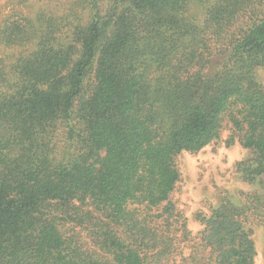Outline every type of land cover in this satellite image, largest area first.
I'll list each match as a JSON object with an SVG mask.
<instances>
[{
	"label": "trees",
	"instance_id": "1",
	"mask_svg": "<svg viewBox=\"0 0 264 264\" xmlns=\"http://www.w3.org/2000/svg\"><path fill=\"white\" fill-rule=\"evenodd\" d=\"M194 2L201 21L189 16ZM72 4L62 17L14 12L0 27V47L23 48L9 69L0 59V264H176L183 242L194 255L182 264H254L248 221L264 223L262 194L212 209L198 240L178 225L171 194L176 157L219 140L226 124L228 144L253 153L238 169L264 179V0ZM71 120L79 152L56 163L49 136ZM76 201L104 217L93 225L113 262L63 234L51 209L76 221Z\"/></svg>",
	"mask_w": 264,
	"mask_h": 264
},
{
	"label": "rangeland",
	"instance_id": "2",
	"mask_svg": "<svg viewBox=\"0 0 264 264\" xmlns=\"http://www.w3.org/2000/svg\"><path fill=\"white\" fill-rule=\"evenodd\" d=\"M72 1L74 0H29L22 3L20 0H0V27L6 17L14 12L22 13L33 20H36L41 12L48 16L62 17L63 13L72 7ZM189 16L202 20L203 11L197 2L192 4ZM251 21L248 15L241 17L233 27L235 34L239 35ZM22 49L0 47V59L8 69L17 60ZM216 61L218 58L214 59L213 64L209 66H216ZM257 76L258 81L264 85V67L258 68ZM88 82L91 85L92 76ZM72 129L74 132L71 131ZM81 130V125L75 120L58 123L49 136L54 148L53 159L56 163L73 159L79 152L77 147L80 146ZM231 134L229 124H226L219 140L210 143L199 152L183 151L176 157L181 178L171 194V200L176 205L177 213L181 215L178 216V225L185 222L191 237L197 240L201 238L205 228L202 219L205 216L208 217L212 209L227 203L242 206L246 196L250 194L257 193L264 196V179L248 181L244 171L238 169L240 162L253 158L252 151L244 148L238 139L228 144ZM73 205L71 208H74L73 211L70 210L77 217L76 221L65 215L66 210H62L65 211L62 213L61 210L55 209L57 206L51 209V213L60 217L59 223L63 234L73 245L83 251L113 262V255L107 253L96 240V228L93 224L97 221L96 217L99 220L104 217L90 205H82L77 201ZM254 222L253 219L248 221V227L254 229L253 238L257 248L254 264H264V223L255 224ZM179 235H181L180 231ZM182 246L183 254L177 256L176 264H182L183 257L188 258L194 255L190 243L183 242Z\"/></svg>",
	"mask_w": 264,
	"mask_h": 264
}]
</instances>
